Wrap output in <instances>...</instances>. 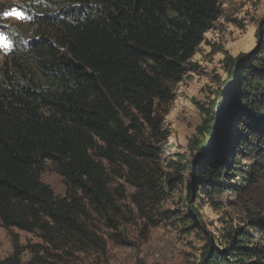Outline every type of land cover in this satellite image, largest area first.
Instances as JSON below:
<instances>
[{
	"label": "trees",
	"instance_id": "trees-1",
	"mask_svg": "<svg viewBox=\"0 0 264 264\" xmlns=\"http://www.w3.org/2000/svg\"><path fill=\"white\" fill-rule=\"evenodd\" d=\"M18 4L25 22L0 25L13 43L0 60V227L14 248L1 264L22 262L15 229L41 241L29 245L31 264L103 253L100 225L117 231L125 218L118 180L135 190L132 202L152 226L175 219L191 229L204 225L202 199L214 205L264 178V18L256 47L225 63L227 88L215 112L214 103L202 111L201 139L186 145L202 150L205 141L207 150L187 168L182 157L172 162L189 175L185 203L162 212L172 181L151 167L158 154L148 143L167 142L175 89L219 20L221 0ZM47 170L62 177L64 196L43 181ZM246 223L208 238L201 264H264V218Z\"/></svg>",
	"mask_w": 264,
	"mask_h": 264
},
{
	"label": "rangeland",
	"instance_id": "rangeland-1",
	"mask_svg": "<svg viewBox=\"0 0 264 264\" xmlns=\"http://www.w3.org/2000/svg\"><path fill=\"white\" fill-rule=\"evenodd\" d=\"M25 1L27 0H0V6L4 5L8 9L0 16V25L8 27L19 24L20 21L25 22L24 14L18 9L22 5L18 3ZM220 9L221 15L214 29L206 34L204 43L187 67L186 77L175 89V102L165 121L167 142L160 145L154 141L148 143L151 145L150 151L158 154L157 160L153 158L155 161L151 167L162 174L165 182L172 181L166 183L170 186L169 197L157 207L158 211L181 209L185 203L182 195H185L189 175L187 170L178 174L172 162L176 157H182V163L187 168L195 155L207 150L209 144L204 145L205 141L202 143V150H188L186 145L191 139H201L196 128L201 123L202 111L207 112L211 103H214L212 110L215 112L218 100L227 88L223 83L230 76L227 75L225 63L228 64L229 59L248 54L257 44L255 34L264 18V0H221ZM14 11L21 13L24 18L9 15ZM6 38L9 47H0V60L13 47L10 38ZM244 165L249 167L251 164L245 162ZM43 181L57 195H65L61 176L47 170ZM235 183L243 185L239 180ZM116 184L126 190V198L122 204L125 213L122 228L116 231L101 224L106 250L103 253L77 254L67 264H201V255L208 238H217L221 233L226 236L231 227L245 226L250 215L259 214L264 218V178H258L250 186L248 183V188L238 194L229 192L222 197L216 196L214 205L202 199L198 207L204 225L191 229L175 219L169 222L158 221L152 226L132 202L135 190L124 180H118ZM14 232L19 235L22 246L21 264H31L33 256L29 245L40 244L41 241L17 229ZM213 242L218 245L217 240ZM13 255L12 240L8 232L0 227V264Z\"/></svg>",
	"mask_w": 264,
	"mask_h": 264
},
{
	"label": "snow or ice",
	"instance_id": "snow-or-ice-1",
	"mask_svg": "<svg viewBox=\"0 0 264 264\" xmlns=\"http://www.w3.org/2000/svg\"><path fill=\"white\" fill-rule=\"evenodd\" d=\"M9 15H13L18 19L24 18L21 13L15 12V11L13 13H10ZM0 47H3V48L9 47V44L7 43V38L2 33H0Z\"/></svg>",
	"mask_w": 264,
	"mask_h": 264
},
{
	"label": "bare ground",
	"instance_id": "bare-ground-1",
	"mask_svg": "<svg viewBox=\"0 0 264 264\" xmlns=\"http://www.w3.org/2000/svg\"><path fill=\"white\" fill-rule=\"evenodd\" d=\"M181 154V152H179Z\"/></svg>",
	"mask_w": 264,
	"mask_h": 264
}]
</instances>
